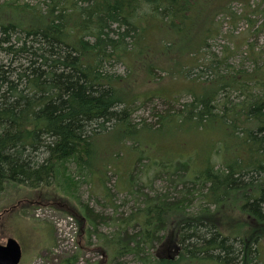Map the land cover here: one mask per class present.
<instances>
[{
	"label": "trees",
	"instance_id": "trees-1",
	"mask_svg": "<svg viewBox=\"0 0 264 264\" xmlns=\"http://www.w3.org/2000/svg\"><path fill=\"white\" fill-rule=\"evenodd\" d=\"M225 2H0V198L23 187L55 184L66 200H78L80 178L91 181L96 172L104 174L106 161L116 160L95 150L96 139L114 138L118 150L128 141L136 159L133 168L121 169L120 178L133 202L130 211L118 215L120 205L114 201L113 216H102L89 203L81 205L80 213L71 210L80 235L89 243L97 236L94 250L102 252L106 264H122L120 259L129 255L143 264H179L180 258L237 264L240 255L241 264H252L259 258L264 237V62L254 58L257 67L247 73L230 65L229 57L211 55L205 68L213 78L180 91L178 97L189 93L192 99L178 110L176 95L165 98L154 87L159 71L187 77L199 65L183 58L208 45L217 28L214 16L207 14L215 9L226 15ZM118 63L126 64V75L111 69ZM234 93L238 101L232 99ZM154 97L168 107L155 112V126L143 122L138 128L132 114ZM189 131L210 137L195 152H184L187 145H164ZM103 178L105 195L112 200ZM158 179L171 188L155 189ZM194 201L198 210L190 212ZM100 222L114 229L100 232ZM77 244L83 249V243ZM168 252L179 258L167 257ZM78 257L62 263L74 264Z\"/></svg>",
	"mask_w": 264,
	"mask_h": 264
},
{
	"label": "rangeland",
	"instance_id": "rangeland-1",
	"mask_svg": "<svg viewBox=\"0 0 264 264\" xmlns=\"http://www.w3.org/2000/svg\"><path fill=\"white\" fill-rule=\"evenodd\" d=\"M2 1L4 0H0V2ZM27 1L35 2V0ZM223 1H226L224 4L227 6L229 13L225 15L223 12H217L213 9L212 12L207 14L210 19L214 16L212 26L217 28L214 29L212 36L207 39L208 45L200 46L202 47L199 51L200 54L192 57L187 55L183 58V61H187L186 63L191 66L199 65L187 72V77L177 76V78H171L165 72L159 71L154 79L156 83L154 87L159 89L160 94L165 98L171 99L173 95H176V98L180 99L174 109H182L184 103L190 102L192 99L189 93L178 97L180 91L194 89L197 87L198 82L213 78L210 70L205 68V63L210 60L211 55L219 58L229 57L230 65L237 69H245L247 73L257 67L254 58L258 59L260 64L264 62V0ZM207 20L209 21V19ZM201 21L202 19L198 22ZM112 68L120 74L126 75L128 72L124 63H118ZM193 78L197 80L193 81ZM232 99L238 101L239 94L234 93ZM167 103L164 99L157 97L150 99L134 111L132 114L133 123L138 128L142 126L143 122L155 126L157 119L155 112L167 108ZM209 137L210 134L207 132L195 133L189 131L183 133L177 139L168 140L164 145L172 149H179V147L187 145V148H183L184 152H195L194 147L198 146L199 142L207 141ZM118 143L119 141L115 142L114 138L98 137L96 139L95 150L98 149V152L102 154L101 156L116 157V160H113V162L106 161L105 163L108 164L106 170L103 168L104 174L100 171L96 172L90 177L91 181L83 177L80 178L78 200L69 196L66 200V195L60 188L59 192L55 188V184L36 190L23 187L21 192L19 190L12 191L11 197L5 195L0 198V244H5L9 237H15L23 248L21 264H63L62 261L65 258L77 254L79 257L74 264H100L99 261H102L105 257L102 252L94 250L98 246L97 236L93 234L94 236L89 243L85 234L80 235L79 222L72 215L71 210L75 207L76 211H82L81 205L89 203L95 212L102 214V216H113L114 211L111 203L114 201L115 204L120 205L118 215L130 211L129 208L133 202L123 189L125 182L123 183L121 180L123 178H120V175L122 170L133 168L137 152L128 148L131 146V142H123V148L120 150H118ZM113 151H117L114 152V155L116 153L115 156H113ZM96 160L97 156L95 162H93L95 167L97 166ZM110 164H112V167H110ZM70 165L74 170L75 164L70 163ZM104 176L107 177L105 181L110 189L109 192L112 194V200L110 195H105L104 185L100 182L104 180ZM153 186L158 190L171 188L169 183L163 179L155 180ZM144 192L151 193L149 189H145ZM176 195L177 193L174 191L173 196ZM124 201H127V203L124 204ZM196 203L194 201L193 205V202H191L188 211L196 212L198 210ZM22 207L23 209H21ZM4 209L6 210L4 211ZM241 220L245 221L246 219L241 217ZM235 226L236 231L239 226L237 224ZM225 228L227 229V226ZM113 229V226L101 222L98 224L100 232L107 234ZM78 241L87 247L84 248L83 246L84 249H79ZM235 244L239 245L238 242H235ZM258 246L260 248L259 258L255 259L252 264H264V237L260 240ZM170 254H172L171 258L173 259L179 258L176 252H168L166 256L170 257ZM242 256L240 255L237 259V264H241ZM180 260L183 262L180 261L179 264H219L216 259L212 258L203 261H185L181 258ZM116 263H119V260L112 262V264ZM120 263L143 264L132 255L120 259Z\"/></svg>",
	"mask_w": 264,
	"mask_h": 264
},
{
	"label": "water",
	"instance_id": "water-1",
	"mask_svg": "<svg viewBox=\"0 0 264 264\" xmlns=\"http://www.w3.org/2000/svg\"><path fill=\"white\" fill-rule=\"evenodd\" d=\"M23 248L15 237H9L5 244H0V264H20Z\"/></svg>",
	"mask_w": 264,
	"mask_h": 264
},
{
	"label": "bare ground",
	"instance_id": "bare-ground-1",
	"mask_svg": "<svg viewBox=\"0 0 264 264\" xmlns=\"http://www.w3.org/2000/svg\"><path fill=\"white\" fill-rule=\"evenodd\" d=\"M210 78V77H209Z\"/></svg>",
	"mask_w": 264,
	"mask_h": 264
}]
</instances>
